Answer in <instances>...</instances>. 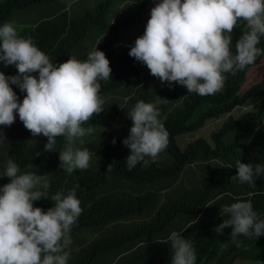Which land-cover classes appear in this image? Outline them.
Here are the masks:
<instances>
[{"label":"trees","instance_id":"1","mask_svg":"<svg viewBox=\"0 0 264 264\" xmlns=\"http://www.w3.org/2000/svg\"><path fill=\"white\" fill-rule=\"evenodd\" d=\"M153 1L136 0L130 10L116 20L113 18L119 13L112 12L113 6L129 3V0H102L91 10L70 17L57 0L0 1V25L13 16L23 19V15L28 19L32 12L37 14L36 20L28 23L18 35L31 37L35 46L57 66L70 58L86 61L93 47L104 52L112 69L111 80L101 82L104 111L84 127H96L104 120L113 121L118 117L117 124L108 133L99 166L83 170L73 179V175L60 166L59 152L65 146V139L57 138L53 152L44 151L47 138L28 146L31 133L16 114L12 126H0L4 136L0 140V156L3 157L0 160V187L10 183L8 177H3L9 159L18 164L20 174L33 173L29 167L39 166L41 176L46 174L51 184L50 195L56 192L67 195L79 185L76 195L83 212L70 236L89 229L93 239L80 245L78 256L69 259L68 264H171L169 237L173 232L191 242L196 264H264V235L258 238L238 236L236 240L240 246L237 247L231 238V227L226 234H217L214 229L202 232L218 214L221 205L235 197L250 202L258 221H264V175L256 179L253 186L231 179L237 175V161L264 165V74L258 83L241 93L247 71L261 59L264 61V55L235 75L226 73L222 93L205 97L188 93L179 103L181 85L165 83L158 89H151L157 78L149 69L143 73L138 61L129 56L138 37L130 40L119 53L113 51L121 30L142 22L144 10ZM244 31L245 22L241 21L232 34L233 54L236 41ZM257 46L264 49V37ZM0 72L5 76L18 75L14 65L5 66L2 62ZM32 75L38 78V73ZM129 79L139 83L134 104L130 101L128 108L118 113L122 98L126 96L117 97L116 94ZM10 87L22 103L26 92H21L16 85ZM157 96L161 98L159 101ZM251 99L258 100L254 111L237 117L231 115L235 108L244 106ZM141 100L156 104L160 112L159 118L170 134L165 150L169 158L161 164L159 160L145 166L139 163L129 171L125 165L131 153L123 144L132 127L127 113ZM224 116L227 117L221 126L210 133L209 141L197 138L187 143L183 150L178 148L176 136L194 132L207 121ZM109 165L113 166L111 171H107ZM192 167L199 171V176L194 174L193 180L177 183L183 172ZM165 191L167 197L159 203L160 193ZM222 193L227 194L218 199L216 207L206 208L208 202ZM33 206L46 213L54 207V202L42 198L33 202ZM145 216L148 218L143 219Z\"/></svg>","mask_w":264,"mask_h":264},{"label":"clouds","instance_id":"2","mask_svg":"<svg viewBox=\"0 0 264 264\" xmlns=\"http://www.w3.org/2000/svg\"><path fill=\"white\" fill-rule=\"evenodd\" d=\"M241 21L245 22V31L236 41L233 54L232 34ZM261 37L264 0H161L151 9L144 34L135 40L128 54L146 65L161 83L179 84L188 93L205 97L223 92L226 73L235 75L264 55V49L257 46ZM0 62L18 70L16 76L0 72V126H12L18 114L33 137L42 134L47 138L45 152L54 151L57 138L65 139L59 152L64 171L72 174L87 170L93 153L76 145L77 141L83 144L82 138L95 130L93 125H84L104 111L101 82L110 81L112 72L105 53L95 47L86 61L70 58L57 66L31 37L19 36L14 24L5 22L0 26ZM33 73H38V78ZM10 85L26 92L22 103ZM160 99L157 96V101ZM127 115L132 127L123 144L130 149L125 166L131 171L139 163L155 162L167 149L170 134L154 103L141 100ZM112 168L109 165L107 171ZM236 169L237 175L231 179L250 186L264 175V165L258 163L237 161ZM5 176L10 183L0 187V264H68L70 232L83 212L76 195L79 185L67 195H50L46 174H20L18 164L11 159ZM42 198L54 202L46 213L33 206ZM223 211L230 214V219L214 231L223 234L231 227L237 247L238 236L264 235V221H258L250 202L232 203ZM169 240L171 264H196L189 240L177 232L171 233Z\"/></svg>","mask_w":264,"mask_h":264},{"label":"rangeland","instance_id":"3","mask_svg":"<svg viewBox=\"0 0 264 264\" xmlns=\"http://www.w3.org/2000/svg\"><path fill=\"white\" fill-rule=\"evenodd\" d=\"M57 1L60 2V4L66 9L67 15L70 17L74 13H75V15H78V14L84 13L85 11L91 10L95 4H97L98 2H100L102 0H57ZM158 2H161V0H155V2L153 1L144 10L143 16H142V22L135 23L132 26L121 30V35L118 38V42H117L116 46L113 47V51L115 54L119 53L130 40L137 38L142 33H144V31L146 29L147 22L150 19V11L155 6V3H158ZM130 6H132V5H130L129 3L119 4V6H118V3H116V5L113 6V8H112V12L118 11L119 14L117 16H115L113 18V20L119 19L122 16H124L130 10L129 9ZM79 7L83 8V9L78 10ZM126 10H128V11L126 13H124ZM19 16H21V14H19ZM22 17H23V19H21V18L15 19L13 16L8 21V22L14 24L18 33L23 28L27 27L28 23L35 21L37 18V14L35 12H32L29 15L28 19H25L23 15H22ZM2 25H0V26H2ZM94 49H95L94 47L91 48L89 50V53L91 51H93ZM138 64H139L140 68L143 70V73L148 69L146 65H144L143 63H141L139 61H138ZM263 74H264V61H263V59H261V61L258 65L251 67L247 71L246 76H245V81L241 85V93L243 91H245L246 89H248L249 87H251L252 85L258 83L262 79ZM165 83H167V82L161 83V81L157 78L154 85L151 87V89H158V88L162 87ZM138 85H139V83L137 84V81H134L133 79H129V80L125 81L122 88L118 90V92L116 94L117 97L126 96V98H122L123 99L122 104L119 106L118 113H121L123 110H126L128 108L127 106H128L130 101L132 102V105L134 104V100H135V94L134 93H136L135 89L138 87ZM187 94H188L187 89L184 86H182V88L179 91V96H178L179 97V103L181 101V98L185 97ZM166 102H169V100H167ZM176 103L177 102H174L173 104H176ZM257 105H258V100L257 99H251L244 106L235 108L231 112V115L233 117H237L242 113L254 111L255 108L257 107ZM226 117L227 116L221 117V118L216 119V120H209L205 123V125L201 129H198L194 132L184 133V134L176 136L175 140H176V144H177L178 148L180 150H183L187 143H189V142H191L197 138H203L206 141H209L210 140V133L213 131H216L221 126L222 122L226 119ZM159 119H160V121H162V118H159ZM117 120H118V117L113 121L110 119L102 121L99 125H97L95 127V130L91 135H87V136L82 138L84 141L83 144H80L79 141H77L76 146L80 147L81 149H88L93 153L89 168L96 169L99 166L100 161H101V155H102L104 148L106 146L108 133L112 129V127L117 124ZM42 138H46V137H44L42 134L33 137L30 134L29 139L27 141V144H28V146L32 145V144L40 141V139H42ZM168 158H169V156L166 154V151H164L163 153L160 154L157 161L158 160L160 161L159 164H161V162L165 163V162H167ZM2 159H3V157L0 156V160H2ZM150 161L151 160H149V162ZM143 166H145V164H143ZM38 167L39 166H30L29 169L31 171H34L33 173H36L37 175L43 174V173L39 172L40 169H38ZM196 171H197V169L194 167H192L190 170H189V168L186 169L183 172L182 177L180 178V180L177 183H181L182 181L184 183H186V181H188V180H190V181L193 180L194 174H195V177L199 176V171H197V172ZM81 173H82L81 170H75L72 173L73 179H75ZM145 189L148 190L147 187H145ZM167 193H168L167 191L160 193L159 203H162L166 199ZM224 194H227V193H222V194L218 195L212 201L208 202L206 204V208H208L209 206L210 207H216L217 204L219 203L218 199L223 197ZM230 194L231 193L229 192L228 195L231 197ZM236 202H243V201L241 198L238 199V197L233 198V200L227 199L226 203L221 205V207L218 211V214H216L214 216L212 222L202 232L211 231L212 229H215L217 226H219L224 220L230 219V214L225 213L223 211V207L226 205L230 206L232 203H236ZM145 218H148V216L143 217V219H145ZM141 219L142 218L137 219L136 221H139ZM229 228L224 229L223 234H226L228 232ZM90 232L91 231L89 229H86V230H81V231L70 236L72 243L66 249V251H68L70 253L69 259H74L75 256H78V254L80 252V250H79L80 245L88 244V242H90L93 239V236ZM237 264H252V263H250V262H245V263L238 262Z\"/></svg>","mask_w":264,"mask_h":264}]
</instances>
